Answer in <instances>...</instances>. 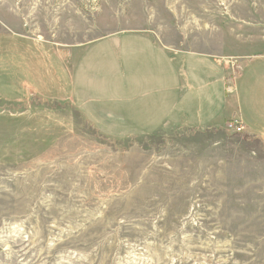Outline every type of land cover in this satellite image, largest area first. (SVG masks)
<instances>
[{"label": "rangeland", "instance_id": "rangeland-1", "mask_svg": "<svg viewBox=\"0 0 264 264\" xmlns=\"http://www.w3.org/2000/svg\"><path fill=\"white\" fill-rule=\"evenodd\" d=\"M128 31L264 55V0H0V264H264V134H151L153 88L118 85L94 49L69 86L46 48Z\"/></svg>", "mask_w": 264, "mask_h": 264}, {"label": "crops", "instance_id": "crops-1", "mask_svg": "<svg viewBox=\"0 0 264 264\" xmlns=\"http://www.w3.org/2000/svg\"><path fill=\"white\" fill-rule=\"evenodd\" d=\"M46 48L59 61L60 74L68 80L69 86L74 82L85 56L94 49L97 52L105 50L104 64L118 85L128 88V83H132L138 93L153 88V94L156 95L151 97V105L144 107L146 110L153 108V111L160 112L164 129L157 128L151 134L175 128H222L232 119L240 120L245 127L244 133L248 135L256 132L264 134V109L257 110L250 102L244 105L242 101L247 98L248 93L255 91L256 100L264 93L262 53L237 56L232 52L231 55L220 56L199 51H182L166 46L149 33L136 31L107 34L87 43L56 49ZM112 48L116 49L115 53H112ZM106 51L110 54L107 55ZM185 56L199 57L207 68L190 69L188 62L183 60ZM239 64L242 65L240 69ZM49 69L53 78L59 77V72L53 65ZM229 79L232 80V88L227 83ZM222 82L226 84L227 96L221 105H215L217 99L213 86ZM126 91L127 89H119V92ZM230 93L235 103L230 101ZM49 99L58 98L52 96ZM67 99L73 104L71 93L67 95ZM250 105L254 109V118L243 110V107ZM89 123L95 126L92 122ZM136 134L130 135L126 140L148 136Z\"/></svg>", "mask_w": 264, "mask_h": 264}, {"label": "built area", "instance_id": "built-area-1", "mask_svg": "<svg viewBox=\"0 0 264 264\" xmlns=\"http://www.w3.org/2000/svg\"><path fill=\"white\" fill-rule=\"evenodd\" d=\"M225 127H227L226 129L228 131H234V132H244L245 131V127L244 125L241 123L240 120L238 119H232L229 122H227V124L225 125Z\"/></svg>", "mask_w": 264, "mask_h": 264}, {"label": "trees", "instance_id": "trees-1", "mask_svg": "<svg viewBox=\"0 0 264 264\" xmlns=\"http://www.w3.org/2000/svg\"><path fill=\"white\" fill-rule=\"evenodd\" d=\"M14 82H15V83H17V84H19L20 86L24 85L25 87L29 88V86H28V85H25L23 82H20V83H19V82H16V80H14V79H13V80H10V85H12V84H14V85H15V83H14ZM29 89H30V88H29ZM28 95L37 96V95H36V93H35V92H33V91H32V92H30V93H28ZM25 96H26V95H25ZM24 100H26V97L24 98Z\"/></svg>", "mask_w": 264, "mask_h": 264}]
</instances>
